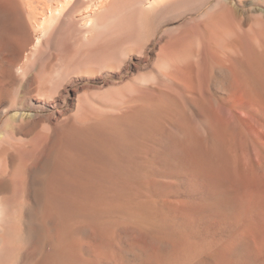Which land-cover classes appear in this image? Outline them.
<instances>
[{"label": "rangeland", "instance_id": "374dc122", "mask_svg": "<svg viewBox=\"0 0 264 264\" xmlns=\"http://www.w3.org/2000/svg\"><path fill=\"white\" fill-rule=\"evenodd\" d=\"M152 1L96 0L85 21L76 15L74 17L76 23L72 27L69 20L63 21L62 17L48 23V29L40 27L39 23L31 22L33 20L24 8L23 18L27 27L29 26V30L31 29L34 34L28 41L27 51L22 52L21 58L14 61L13 64V52L5 51V49L2 52L3 47H0V53L8 52L4 53V58L6 61H12L11 68L14 73V77L10 76L7 70L0 67V108L8 105L13 106V109L1 114L0 129L4 120L16 111L30 115L28 120L32 128L26 124L22 129L20 128L22 132H17L15 137L22 141L31 139L28 148L36 150L38 158V155H42V152L54 139L56 141L55 152H59V154L66 150L68 144L72 145L71 142L76 138H72V136L76 135L81 137L75 139L78 142L81 140L80 143L73 142L75 145L73 147L76 149L84 144L85 146L79 149L97 146L96 141L93 144L89 140L90 133L97 131L95 134L103 137L105 132L96 125L84 123L86 122L84 119L87 118V121L91 123V121L107 115L119 117V121L124 123L127 129L129 128L126 134L129 133L131 139L127 137L129 142H127V138L124 141L130 145L124 144V141L121 145V141L117 140L115 135L114 138H112V134L106 136L112 140V144H117V146L115 144L113 146L118 149L120 154L124 155L125 150L128 149L125 155L128 156V165L126 166L130 176L127 175V180L130 182H127L130 185L129 195L132 203L130 208L118 206L111 213L105 211L104 214H99L100 216L93 214L94 217L87 215L84 217L85 221L83 220L82 224L78 223L76 226L71 223L67 224L58 240L54 238V231L47 228V224L41 222L38 225L34 220L31 222L33 224H26L27 230L26 226L17 229L18 237L13 241H16L19 248L18 245L15 246V242H7L5 252L0 253V264H51L53 260L50 258L55 259L52 264H62L67 258L72 260L71 264H74L73 261L78 256L76 252L79 247L81 250L78 254L81 252L83 257L85 253V256L92 257L95 254L101 256L104 252L105 254L102 256L104 255V259L107 260L105 262L101 256L104 264L111 262V259L115 260L111 264H126L128 260L129 264H148L150 261L149 264H161V259L164 262L165 258L167 260L165 259L163 264H169L168 261H171L172 258L174 261L171 262L174 264H187V260L188 264H193V256L197 260L199 259V256H196L198 254L209 256L210 253V255L213 254L212 251L221 252L222 248H218L219 246L226 248L227 251L230 247L233 248L229 253L221 252L227 253L228 261H230L227 264H264V175L251 174L246 177L238 175L239 164L236 160L237 152L233 143L238 139L236 141L242 146V151L246 150L245 148L248 151V145L252 146L251 140L245 138L237 130L234 133L235 140L223 132H216L209 140L206 138V128H208V124L212 127L214 120L201 101H197L196 105L208 122L205 125L206 128L201 124L203 118L197 117L194 121L187 120L173 109V106L169 108L170 105L164 103L159 96V89L166 78L165 75H170V73L172 74L170 75L171 79L166 80L175 81L176 78H182L184 84L195 87L202 86L210 89V92L217 89V85L226 77V80L222 82L223 85L222 83L219 85L221 88L218 87L219 90L211 92L223 94L226 93L225 86L232 79L233 72L236 69H241V71L244 69L241 66L239 69L240 64L237 63L236 58H244L242 60L245 67L248 65L247 67L255 72L259 66L257 62L260 56H264V0ZM33 4L39 5V8L46 5L45 16L50 15L48 11L56 7L54 0H33ZM220 11L221 13H219ZM39 21H44V18L39 17ZM231 39L233 42L240 40L238 46L241 45L239 47L242 50L236 46V42L228 47L226 43ZM21 40L12 39L10 42L19 46L24 43ZM224 44L227 47H224ZM255 50L259 52H255ZM228 54L235 58L231 63L228 59H224L229 56ZM236 54L238 55L236 56ZM221 63L225 70H223L224 73L221 72ZM214 65H217V68ZM210 67L211 69H209ZM219 67H221V71L218 69ZM234 67L236 68L232 69ZM207 69L211 71L209 72ZM206 70L209 72L208 74ZM217 70L221 73L219 74L222 75L221 77ZM230 72L232 75L228 74ZM210 74L213 75L211 76L214 77V80ZM227 78L231 79L227 80ZM180 100L185 102L182 97ZM232 100L238 110L251 111L246 103L233 97ZM163 103L171 113L166 111L167 108ZM239 103L242 105L240 106ZM161 113L167 114L166 116L170 120H164V115ZM91 128L93 130H90ZM72 130L73 132H71ZM117 141L120 142L117 143ZM76 149L74 148V150ZM247 151L244 152L245 154L243 152L240 154L245 157ZM59 154L57 153L58 157ZM58 157H54L53 160L56 159V162L53 161L51 168L57 167ZM131 162L132 164H130ZM119 168L121 169V167L117 169L119 170ZM52 172L53 169H50L49 175ZM223 196L224 198H222ZM223 200L227 201L223 202ZM211 202L213 204L210 205ZM105 217L109 218V221ZM110 218L112 219L110 220ZM122 218H126L127 222ZM103 224L106 228L101 226ZM88 225H90L89 231L85 230ZM97 226L103 227L104 233L100 232ZM165 226L170 227L169 230L172 231L170 235ZM101 227L100 229H102ZM173 227L177 228L179 232H182L184 228L185 232L183 230L184 233H179ZM91 228L95 229V232L97 231L95 240L100 241L94 240L92 237L94 232L92 233ZM162 229L168 230L165 233L166 238L163 235L166 231ZM27 231L31 234L29 241L25 240ZM112 232L113 235L115 232L118 235L113 236ZM186 232L187 236L189 233L191 240L194 238L191 242L193 245L187 249L186 247L189 245L182 246L177 239L179 234L183 236L186 235ZM101 235L105 240L101 238ZM122 235H125L127 240ZM88 236L91 237L88 238ZM172 236L174 237L170 238ZM110 237L113 242L117 238L115 241L120 243L114 242L115 247L111 244L113 250L109 244V242H113L108 241ZM202 238L204 241L206 239V245ZM175 239L179 243H176ZM241 239L243 240L241 241ZM207 242L211 244L208 245L209 247ZM102 243L104 245H101ZM37 244H39L38 247ZM90 244L93 245L90 246ZM109 245L110 247H108ZM196 246L199 247L198 250L200 248L205 250L206 247L205 252L199 250L201 253L197 254L199 251ZM212 246L217 249L213 250ZM91 247H93L92 250L95 248L97 250L90 251ZM118 247L121 248L118 249ZM87 248L89 251H86ZM184 248L186 252L182 251ZM190 248L196 252L194 253ZM209 248L211 249L209 250ZM40 249L41 251H39ZM127 249H129L127 253L129 256L126 254ZM219 249L220 251H218ZM48 250L50 257L47 255V258L43 253L44 251L49 252ZM108 251L109 255H106ZM99 252L101 253L99 254ZM116 252H120V255ZM237 252L242 254H237ZM89 253L95 254L90 255ZM180 253H184V255ZM233 253H235L234 256ZM192 254L194 255L191 256ZM54 255L56 256L54 257ZM81 256L79 255V259L82 258ZM107 256L110 258L108 259ZM158 256L160 262L156 261L158 258L155 260L158 263L153 262V257ZM206 256L202 257L205 258L203 259L204 264H208L207 262L212 264L211 259ZM43 257H46L44 258L45 262ZM142 258L144 261H139ZM56 259L60 260L57 262ZM68 259L65 261L70 264L71 260L68 261ZM234 259L236 262L233 261ZM12 260H15V263ZM196 260H194V264L203 263L202 259V263H199V260L196 262ZM133 261L134 263H132ZM79 263L81 264L80 260Z\"/></svg>", "mask_w": 264, "mask_h": 264}, {"label": "bare ground", "instance_id": "6f19581e", "mask_svg": "<svg viewBox=\"0 0 264 264\" xmlns=\"http://www.w3.org/2000/svg\"><path fill=\"white\" fill-rule=\"evenodd\" d=\"M153 1H155V0H153ZM156 2H158V1H156ZM54 3L56 5V7H54L52 10L48 11V12H50V15L45 16V6L46 5L43 4L44 6H41L39 8L38 7L39 5L33 4V0H0V47H3V49L2 50L0 49V50L3 52L5 49V51H10V52L12 51L13 52V55H14V58H13L14 60H12L13 64L21 58L22 52L27 51L28 41L34 35L31 32V29L29 30V28H28L29 26L27 27V24L23 18L24 8H25V10H27V13H28L29 17L31 18V20H33L31 22L39 23L40 27L43 26L45 29L49 28L48 23H51L53 20L60 19L62 17H63L62 18L63 21L69 20V23L73 27L76 23L74 20V17L76 15H78L79 17H81L82 21H85L88 18L87 16L89 15L90 10H92L91 9L92 6L95 5L96 0H54ZM146 3H149V1H146ZM47 7H48V5H47ZM145 7H147V6H145ZM219 13H221V11ZM39 17L41 19L44 18V21H39ZM36 38H37V36H36ZM12 39H19V40L22 39L21 41H22V43L23 42L24 43H23V45L20 44L19 46L16 45L17 46L16 47L15 45H13L10 42V40H12ZM232 39H231V41H228L227 43L225 42L228 47H231L232 44L236 42V41L233 42ZM239 42H241V41L239 40L236 42V46H238ZM36 43H37V41H36ZM227 46L224 44V47H227ZM239 46H241V45H239ZM233 48H234V46H233ZM240 49L242 50V48H240ZM256 51L259 52L258 50H255V52ZM4 53L3 54L0 53V67H3L5 70L8 71V74L10 76L14 77V73L12 71L13 68H11L13 66V65H11L12 61H10V62L6 61V59L4 58ZM6 53H8V52H6ZM13 55H11V56H13ZM237 55L238 54H236V56ZM254 55H255V53L253 54V57H254ZM241 56H243V55H241ZM224 59H228L231 63V62H233V59H235V58H234V56L231 57L229 55V56H226ZM242 59H244V58H242ZM242 59L236 58L237 63L240 64L238 66L239 69H240V66L244 67V69L242 71H241V69L240 70L236 69V71L233 72L234 73L233 75L231 74L232 72L228 73V74L232 75V79L229 78L231 80L227 84L224 83V84H226V86H225L226 93L224 92L225 94L223 93V91H222L223 94L211 93L214 90H217V89L219 90V88H218V87H220L219 85L222 82H224V80H226L225 76H224L225 78L223 79V81L222 82L220 81L221 82L220 84L217 83L218 84L216 87L217 89H214L213 91L210 92V89L203 88L202 86L195 87L194 85H190V84H186V83L184 84L182 81V78H180V79L176 78L175 79V77H174L175 81L166 80V79H171L170 75H172V74L170 73V75L164 74L166 76V78L164 77L165 79L163 80L162 86L159 89V96L163 100L164 103H167L168 105H170L169 108L173 106L172 108L175 109L179 114L184 116V118H186L187 120L194 121L197 117L203 118L205 121L202 120L201 124H203V126L206 128L205 125H207L208 122H207L206 118L204 117V114L202 113L200 108H198V105H196L197 101H201L202 102L201 104L204 105V107L210 112V114L212 115V118L214 120V125L211 127L208 124V128H206V138L209 140L213 138V136L216 132H223L226 136H230L235 140L234 133L236 130L239 133H241L245 138H249L251 140L252 146L254 148L251 145L250 146L248 145V151H247V148H245L246 150L242 151V149H243V148L241 149L242 146H240L239 142L236 141L238 139H236L235 141L233 140L234 141L233 142L234 143V149L237 152L236 153V160L239 164V168H238L237 173H238V175H240V177L241 176L246 177L248 175L250 176L251 174H263L264 175V56H260V58L257 62L259 64V66L255 72H254V70L252 71V69L247 67L248 66L247 63H246L247 66L245 67ZM250 59H252V58H250ZM246 60H248V59H246ZM223 63H225V62H223ZM219 64H220V62H219ZM214 66H216V68H217V65H214ZM255 66L257 67V65H255ZM235 68L236 67H234L232 69H235ZM209 69H211V67ZM209 69H207V70L209 71ZM218 69H220V71H221V67H219ZM223 70L224 69H223V64H222V71L221 72L224 73L225 70L224 71ZM208 71H207V74L211 70L209 72ZM217 71H218V75L221 74L219 72V70H217ZM228 71H231V70H228ZM194 73H196V72H194ZM187 74H189V73L187 72ZM190 74L193 75V73H191V72H190ZM212 74H213V71H212ZM212 74H210V77H212L213 75L215 76V74H213V75ZM206 75H205V77H206ZM23 76H25V75H23ZM188 78H189V76H188ZM207 78H209V76ZM207 78H205V79H207ZM229 79L227 78V80H229ZM187 80H189V79H187ZM193 80H196V79H193ZM212 80H214V77H212ZM206 81L208 82V80H206ZM173 82H175L176 84ZM190 82H191V80H190ZM222 85H223V83H222ZM203 86H205V85H203ZM180 97L184 98L185 102H182L180 100ZM232 97L234 99L236 98L237 100L242 101L243 103H246L248 108L250 107L251 111L249 110L250 112L248 111L249 112L248 113L247 111L246 112L242 111L243 109L238 110L237 108H235V106H234L235 102H234V100H232ZM164 103H163V105H164ZM239 104H240V106L242 105V103H239ZM0 106H1V104H0ZM165 106L166 105H164V107ZM166 108H167L166 111L171 113L170 109H168L167 106H166ZM10 109H13V106L8 105V106L0 108V116L3 113L5 114V112H7ZM244 110H246V109H244ZM168 112H167V114H168ZM161 114H163V113H161ZM163 115H164V120H166V121L170 120V118L167 117L165 115V113ZM29 117H30V115H28V114L19 113L16 111L13 114L9 115L4 120V122L1 126V129H0V253L5 250V248H6L5 245L7 244V242L12 241V242L16 243V241H13V240H15V238L18 237L17 236L18 235L17 234L18 228H21L22 226H24V227L26 226V230H27L28 229L27 225L33 224L31 222L34 220L36 221V223L38 225L41 224V222L47 224V228L54 231V238H56V240H58L60 235L63 234L62 232L64 231V226L67 224L71 223L74 226H76L78 223H81L84 220V217L87 215L92 216L94 214V216H95V215H99V214H104L105 211H108L111 213V212H114V210L118 206H125V207L128 206V208H130L129 206L132 204L130 201V195H129V188H130L129 186L130 185H128V182H130V181L127 180V177L130 176L129 175L130 173L128 174V167L126 166V165H128V158H127L128 156L125 155L126 150L128 151V149L125 150L124 155H123V153L120 154L118 152V149L113 146V144H115L116 146H117V144L116 143L112 144V140L109 139V137H108L109 134L113 135L112 138H114V135H115L117 137L116 139L117 140L119 139L121 141V145H123L122 141H124L125 138L129 137V133H128V135L126 134V131H128L129 128L127 129L125 127V124L119 121V117L107 115L104 117L97 118L96 120L91 121V123L87 121V118L84 119V121H86L84 123H89L90 125H96L99 128H102L105 132V135L103 137H100V136H97L98 134L97 135L95 134V132H97V131H95V132L91 131L92 133H90L89 140L92 143L94 141H96L97 146H94L93 148L90 147L88 149L87 148L79 149V148L84 147L85 146V144H84V145H82V147H79L78 149H76V147H73V146H75L73 144V142L77 141V143H80L81 140H79V142H78V140H75V139L77 137L78 138H81V137L77 136V135L72 136V138L76 137L73 140V142L70 141L72 143V145L68 144V146L70 145V147L67 146L68 149L66 148V150H63L62 152H60L61 154H59V152H57L59 154V157H58L57 153L55 152L56 141L54 139L48 145V147L42 152V155L41 154H40L41 156L38 155V158L40 156V159L37 158L36 150L28 148V146L31 142L30 141L31 139L28 141L27 140L22 141L21 139H17L15 137V134L17 132L21 131L22 127L26 126V124L27 125L31 124V123H29V120H28ZM81 123H82V120H81ZM90 130H93V129L91 128ZM28 131L30 132V130H28ZM71 132H73V130ZM78 135H80V134H78ZM106 135H108V136H106ZM84 137L87 138L86 136H84ZM116 139H115V141H116ZM89 140L87 139V142H89ZM126 140H127V142H129L128 138ZM125 141H124V144L126 143V145H127L128 143ZM87 142H85V143H87ZM119 142L117 141V143H119ZM128 145H130V144H128ZM74 148L76 150H74ZM120 149H121V147L119 148V150ZM240 149H241V152H240ZM246 151H247L246 156L243 157L244 155L242 156V154H240V153H242V152L244 153ZM54 152L56 153L55 154L56 156L54 155ZM120 152H121V150H120ZM129 156L131 157V155H129ZM54 157H56V158L58 157V159H57L58 165H56L57 167L55 169L51 168L53 161L56 162V159L53 160ZM130 164H132V162ZM116 166H117V168L121 167V169L119 168V170H118L116 168ZM130 166H132V165H130ZM50 169H53V172L51 173V175H49ZM224 196L222 198H224ZM225 201H227V200H225ZM225 201L223 200V202H225ZM211 204H213V202H211L210 205ZM94 216H92V217H94ZM92 217H90V218L92 219ZM108 217H111V216H108ZM126 217H128V216L126 215ZM108 219L106 218V220H108ZM111 219L112 218H110V220ZM122 220L125 221L126 218L125 219L122 218ZM88 222H90V221H88ZM100 222H101V220H100ZM126 222H127V220H126ZM246 224H248V223H246ZM249 224H250V222H249ZM107 225H108V223H107ZM88 226H87V228H85V230L90 228V225H88ZM101 226L105 227L104 224ZM101 226H97V227H99L98 230L100 232L103 231V227H101ZM110 226H111V224H110ZM100 227L102 229H100ZM244 227H245V225H244ZM165 228H168V226L167 227L165 226ZM173 228H172V230H173ZM178 228L181 231L180 227H178ZM246 228H247V226H246ZM40 229H42V227H40ZM152 229H154V228H152ZM169 229H170V227L168 228V230ZM91 230H92V228H91ZM158 230L160 231V229H158ZM166 230L167 229H165L163 231H166ZM174 230L178 231L177 228L176 229L174 228ZM183 230H184V228H183ZM183 230H182V232H183ZM242 230H245V229H242ZM88 231H89V229H88ZM106 231H108V230H106ZM159 231H157V232H159ZM167 231L164 232V234H163L164 236H165V233H167ZM187 231L189 232L190 230H187ZM192 231L193 230L191 229V232ZM252 231H253V229H252ZM87 232H86V234H87ZM96 232H95V229L92 230V233L94 235V236L92 235V237L94 238V240L96 237ZM120 232H121V230H120ZM170 232H172V231L171 230L168 231L169 235H170ZM182 232H179V233H182ZM184 232H185V230H184ZM191 232H190V234H191ZM195 232L197 233V231H195ZM26 233H27L26 237L24 236L25 240L29 241L31 239V236H30L31 234H29L30 232H28V231ZM89 233L91 234V231ZM103 233H104V231H103ZM103 233H101V234H103ZM250 233H251V231H250ZM24 234H25V232H24ZM175 234H176V231H175ZM84 235H85V233H84ZM112 235H113V232H112ZM114 235L117 236L118 234H116V232H115ZM177 235H178V233H177ZM85 236H87V235H85ZM98 236H100V235H98ZM122 236H124L126 239L125 235H122ZM193 236H194V233H193ZM89 237H91V236H88V238ZM173 237L174 236H172L170 238H173ZM101 238H102V235H101ZM108 238H109V236H108ZM165 238H166V236H165ZM116 239H114V242H118V241H115ZM120 239L122 242H124L122 240V238H120ZM177 239H178V241H180V244L182 246L186 247L189 245L188 247H186V249L193 245V244L191 245V242L194 238H192V240H191L189 237V233L187 236V232H186V235H183V236H181L179 234V236H177ZM202 239L204 241V238H202ZM33 240L35 241V239H33ZM33 240H32V242H33ZM94 240H92V241L94 242ZM96 240H95L96 242L100 241L98 239H96ZM103 240H105V239H103ZM110 240H111V237H110V239H108V241H110ZM195 240H196L195 241L196 244H198L197 239H195ZM242 240L243 239H241V241ZM26 241H24V242L26 243ZM39 241H41V240H39ZM42 241H44V240H42ZM168 241H169V239H168ZM178 241L176 240L175 242L177 243ZM205 241H206V239H205ZM111 242H113V241L111 240ZM114 242L113 243L109 242V244L114 245ZM87 243H88V241H87ZM103 243H105V242L103 241ZM103 243L101 245H104ZM208 243H210V242H207V246L211 245ZM239 243L241 244V242H239ZM116 244H120V243L118 242ZM199 244H201V243H199ZM204 244L206 245V242ZM16 245H18V244L16 243L15 246ZM38 245L39 244H37V247H38ZM92 245L90 244V246H92ZM98 245H100V244H98ZM98 245H96V246H98ZM110 245L108 247H110ZM125 245H126V243H125ZM176 245H179V244H176ZM181 245H180V249H181ZM85 246H87V245L85 244ZM114 247H115V245H114ZM129 247H130V245H129ZM244 247H246V246H244ZM10 248H11V246H10ZM18 248H19V245H18ZM92 248L93 247H91L90 251H94L96 249L95 248L92 250ZM120 248L121 247H118V249H120ZM173 248H175V247H173ZM198 248L199 247H197V250H198ZM214 248H216V247H214ZM214 248L212 246L213 250H215ZM218 248H222L221 249L222 251H227L226 248L224 249L221 246H219ZM231 248L232 247H230L229 251H231ZM13 249H15V248H13ZM111 249L113 250V246L111 247ZM122 249L124 250V248H122ZM186 249L184 248V250H182V251L186 252ZM190 249L192 251H194V253L196 252L192 248H190ZM210 249L211 248H209V250ZM241 249H238V250L241 251ZM77 250L79 252V250H81L80 247ZM87 250H88V248L86 249V251ZM100 250H102V249H100ZM128 250L129 249H127L126 254L128 253ZM189 250H188V252H190ZM199 250L203 251L204 249L200 248ZM205 250H206V247H205ZM205 250H204V252H205ZM9 251H10V249H9ZM39 251H41V249ZM84 251H85V249H84ZM109 251H110V249H109ZM109 251L106 252V255L109 253ZM179 251H181V250H179ZM200 251L197 252V254L201 253ZM218 251H220V249ZM229 251H227V253H229ZM13 252H15V251H13ZM78 252H76L78 255L77 256L78 258L76 257V260L73 261V262H75L74 264H76V263L78 264L79 260H80L81 264H104L103 259L105 257H103L104 255L102 256V254H105L104 252H102V254H101L103 259L100 255H96L95 253H89L90 255L95 254L92 257H89L88 255L85 256V254H86L85 253V254H83L84 255V257H83L80 254L81 252L79 254H78ZM212 252L214 255L213 254L210 255L211 254L210 253L209 254L210 257L206 256V254L205 255L200 254V255H203L202 257L206 256V257H208V259L210 258L212 264H227V262H230V261H228L227 253L225 254V253H221V252H214V251H212ZM235 252H236V250H235ZM241 252H237V254L238 253L240 254ZM37 253H39V252H37ZM45 253L46 252L44 251L43 254L47 256V255H49L48 253H50V251L47 252L46 254ZM100 253L101 252H99V254ZM116 253H119L118 255H120V252H116ZM130 253H132V251H130ZM111 254H112V252H111ZM180 254L184 255V253H180ZM234 254L235 253H233V256H234ZM79 255L82 258L79 259ZM186 255H185V259H186ZM193 255L194 254H192L191 256H193ZM200 255L199 254L196 255L197 257L199 256L198 257L199 259H197V260H199L198 261L199 263L203 262L202 264H204L203 259H205V258H202ZM55 256L56 255H54V257ZM235 256H237V255H235ZM39 257H41V256L39 255ZM39 257H38V262H39ZM49 257H50V255H49ZM122 257L124 258V256H122ZM126 257L127 256H125V258ZM193 257H194V260H196L195 259L196 257L195 256H193ZM200 257L202 259V262H201ZM44 258H46V257H43V259ZM47 258H48V256H47ZM107 258L109 259L110 257L107 256ZM154 258L155 257H153V262L157 258H158V260H156V261L160 262L159 256L156 257L155 259ZM164 258H165V255H164ZM182 258H184V257H182ZM234 258H236V257H234ZM23 259H25V258H23ZM50 259L53 261L55 260L54 258H50ZM67 259H65V260H67ZM113 259H115V258H113ZM165 259H164V262L167 260V259L166 260ZM59 260L60 259H58L57 262ZM70 260L71 259H68V261H70ZM105 260L106 259H104V261ZM116 260H118V259L116 258ZM142 260H143V258L139 261L142 262ZM172 260H173V258H172ZM194 260L192 258L193 264H194ZM197 260H196V262H197ZM64 261L62 262V264L63 263L65 264L66 261L65 262ZM112 261L113 260L111 259V262ZM118 261L120 262V260H118ZM162 261L163 260L161 259V264L164 263ZM171 261H168L169 264L172 263L174 260L172 262ZM183 261L185 262V260H183ZM192 261H190V262L192 263ZM233 261L236 262L235 259ZM42 262H43V260H42ZM44 262H45V259H44ZM52 262H51V264H52ZM109 262H107V263L109 264ZM111 262H110V264H111ZM128 262H129V260H128ZM145 262H146V260H145ZM147 262H149L148 259H147ZM158 262H156V263H158ZM178 262H179V260H178ZM54 263H56V262H54ZM67 263L68 262H66V264ZM69 263L71 264L72 260ZM132 263H134V261ZM207 263L209 264V262H207ZM120 264H122V263H120ZM165 264H167V263H165ZM172 264H174V263H172ZM187 264H188V260H187Z\"/></svg>", "mask_w": 264, "mask_h": 264}]
</instances>
